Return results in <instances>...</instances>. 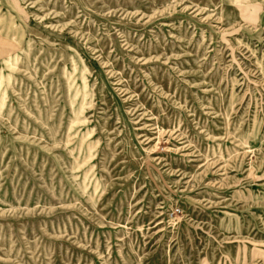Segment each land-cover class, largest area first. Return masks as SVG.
Instances as JSON below:
<instances>
[{
  "label": "rangeland",
  "instance_id": "obj_1",
  "mask_svg": "<svg viewBox=\"0 0 264 264\" xmlns=\"http://www.w3.org/2000/svg\"><path fill=\"white\" fill-rule=\"evenodd\" d=\"M0 264H264V0H0Z\"/></svg>",
  "mask_w": 264,
  "mask_h": 264
}]
</instances>
